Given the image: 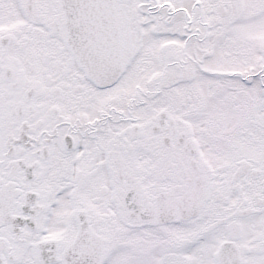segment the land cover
Returning a JSON list of instances; mask_svg holds the SVG:
<instances>
[{
    "label": "snow or ice",
    "instance_id": "1",
    "mask_svg": "<svg viewBox=\"0 0 264 264\" xmlns=\"http://www.w3.org/2000/svg\"><path fill=\"white\" fill-rule=\"evenodd\" d=\"M0 264H264V0H0Z\"/></svg>",
    "mask_w": 264,
    "mask_h": 264
}]
</instances>
